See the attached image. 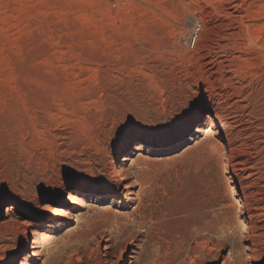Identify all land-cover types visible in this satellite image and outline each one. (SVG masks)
<instances>
[{
  "label": "rangeland",
  "instance_id": "rangeland-1",
  "mask_svg": "<svg viewBox=\"0 0 264 264\" xmlns=\"http://www.w3.org/2000/svg\"><path fill=\"white\" fill-rule=\"evenodd\" d=\"M244 96L259 121H240L264 145V0H0V264H79L69 252L86 233L103 234L90 264H106L112 222L133 211L137 239L115 264H188L200 236L211 250L198 264H264V218L247 224L223 146L201 129L212 107ZM125 126L135 134L118 135ZM121 171L140 205L104 200ZM188 183L203 191L194 224L177 193Z\"/></svg>",
  "mask_w": 264,
  "mask_h": 264
},
{
  "label": "bare ground",
  "instance_id": "bare-ground-1",
  "mask_svg": "<svg viewBox=\"0 0 264 264\" xmlns=\"http://www.w3.org/2000/svg\"><path fill=\"white\" fill-rule=\"evenodd\" d=\"M196 22H195V18L190 16L188 20V24L191 26V28L188 31H186L187 33L185 36L186 39L185 42L188 44L190 41L193 40V45H194L199 35L197 33L200 30V27L197 30L195 29ZM249 98L250 97L246 98L248 103L244 105H239L237 102L238 100L237 101L225 100L218 103L216 107H212L209 113L206 114V118L201 125V129H203V127H207L209 129L208 135L209 137L211 136L210 138H212L211 142L223 146L222 148L223 153H221V158H222L221 167L223 171L226 174H228L226 182L229 187V191L233 195H237L238 200L236 202V205L238 206L239 211L242 213H245L247 211L248 215L245 216V221L251 228L257 226L258 219L256 220V218H262V217L264 218V198L263 195L261 194L262 191H260L261 188L264 186V145L262 144L263 142L261 141L262 138H259V140L256 141H252L253 138L255 137V133H253L254 130L252 132V128L248 126L247 124L248 120H245V122L240 121L243 113H246L247 115H251V117L253 115L252 119L254 118L256 122L259 121V118H256L257 116L254 114V111L252 110V108H254L253 101L249 100ZM262 125L264 124L257 123V125L255 126L257 128L258 127L262 128ZM207 153L209 154V152ZM151 171H152L151 168L148 169L142 168V172L150 173ZM116 176H119V178L115 179ZM109 177H110L109 179H114L116 181V185L120 187V191L116 194L115 197L109 198V196H107L106 198H104V200L109 201V203L113 204L117 209H121L122 206L129 203L134 198L137 199L139 205L142 203L141 201L143 200V195H142L143 189L140 188V190L136 191L135 193L133 189L135 186V182L131 181V179L129 178L128 174L125 173V171L123 172L121 171L118 174H114L113 172H110ZM136 182L139 185L142 184V182L139 181V179H137ZM188 184L187 186L189 188H187L186 186L185 191L180 190L181 188L179 189L177 188L178 191L177 190L176 191L177 193L181 192L182 196H184V198L186 199L185 210L187 214L186 213L185 214L187 215V218L191 221V223L194 224L196 223L197 219H200L201 217L200 208L202 205L199 201L200 199L197 200L193 192L195 191L201 192L202 190H199L198 188L197 190L195 189L194 191L193 187L190 189V187L193 184L192 185L191 184L188 185ZM134 194L136 197L133 198L132 195ZM70 198L74 199L72 200L73 203L76 204L78 202L77 196H71ZM231 206H233V204ZM137 212L136 211L131 212L130 216L132 218L127 220L126 223L120 224L118 221L112 222L113 224L114 223L119 224V226L116 231L112 232L110 235H108L107 238H105L106 240L104 239V241L106 242H104L103 244V252H102L103 263L106 264L109 262L111 264L117 263L121 259V256L125 251V247L127 246V243L128 242L133 243V241L137 239L139 232L135 228L140 227L135 217L136 215L140 216V214ZM21 225L25 233L27 231L26 229L30 228L32 236L35 237L38 235V230L36 228H31V226L33 227V223L30 221V219L22 220ZM90 236L91 234L86 233V235L79 237L77 241L81 242L83 245H79V244L71 245V250L69 252L70 254L68 253L70 261L75 260L79 264H90L91 257H94V259L96 258V256L98 255V247L100 241L101 239H103V234L101 236H98L95 233L92 239H90ZM200 238L202 240L195 242L194 245L192 246L190 252L191 256H189L188 264H198L201 261V255L204 254L205 251L208 252V250H211L207 244L208 240L206 239L208 238L201 236ZM209 241L212 242V240ZM88 244H92L90 247L91 255H89L86 248V245ZM113 257H116V260H114ZM128 264H135V255H130V261ZM220 264H232V263L228 260V258H224Z\"/></svg>",
  "mask_w": 264,
  "mask_h": 264
},
{
  "label": "snow or ice",
  "instance_id": "snow-or-ice-1",
  "mask_svg": "<svg viewBox=\"0 0 264 264\" xmlns=\"http://www.w3.org/2000/svg\"><path fill=\"white\" fill-rule=\"evenodd\" d=\"M136 130H137L136 126L133 127L125 126L124 128H121L119 130L118 135H133L135 134Z\"/></svg>",
  "mask_w": 264,
  "mask_h": 264
}]
</instances>
